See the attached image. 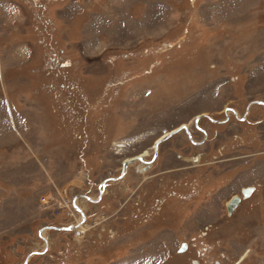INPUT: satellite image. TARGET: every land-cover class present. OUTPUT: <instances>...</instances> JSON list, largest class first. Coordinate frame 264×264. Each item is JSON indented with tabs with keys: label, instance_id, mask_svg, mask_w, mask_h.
Returning a JSON list of instances; mask_svg holds the SVG:
<instances>
[{
	"label": "rangeland",
	"instance_id": "374dc122",
	"mask_svg": "<svg viewBox=\"0 0 264 264\" xmlns=\"http://www.w3.org/2000/svg\"><path fill=\"white\" fill-rule=\"evenodd\" d=\"M0 264H264V0H0Z\"/></svg>",
	"mask_w": 264,
	"mask_h": 264
},
{
	"label": "water",
	"instance_id": "95a60500",
	"mask_svg": "<svg viewBox=\"0 0 264 264\" xmlns=\"http://www.w3.org/2000/svg\"><path fill=\"white\" fill-rule=\"evenodd\" d=\"M182 127H177L171 131H169L166 135L162 136L161 139L158 140V142L155 143V145L157 146L158 143H160L165 137H167L168 135H172L173 133H176L177 131H179ZM124 165H126V162H124ZM253 190V187H244L242 188L241 192L243 194L244 197H247L251 191ZM240 201V198L238 195H233L226 203H225V207H226V211L228 214L232 213V211L234 210V208L238 205Z\"/></svg>",
	"mask_w": 264,
	"mask_h": 264
},
{
	"label": "flooded vegetation",
	"instance_id": "af4514ba",
	"mask_svg": "<svg viewBox=\"0 0 264 264\" xmlns=\"http://www.w3.org/2000/svg\"><path fill=\"white\" fill-rule=\"evenodd\" d=\"M182 126L186 127V125H181L180 127H182ZM199 129H200V127H199ZM181 130H182V128H181ZM181 130H179V131H177V132H180ZM168 132H169V131H168ZM204 133H205V131H204ZM165 135H166V134H165ZM163 136H164V135H163ZM159 139H161V138L158 137V138L153 142V146H152V147H153L155 150H157V147H158V145H159V143H158V145L156 146L155 143L158 142ZM147 154H148L147 151H144V153H141L140 155H137L136 158H137L138 160H139V158H140V159H142V161H147V160H143V159H148V158H144V155L146 156ZM124 161L126 162V164H129L130 159H125ZM123 164H124V163H123ZM124 166H125V165H124ZM140 166L142 167L143 165H142V164H139V167H140ZM123 170H124V169H123ZM254 189H255V188H253V191H254ZM241 190H242V189H241ZM253 191H252V192H253ZM252 192H251L247 197H249V196L252 194ZM238 196L240 197V201H239V203H241V200H242V199H245L244 196H243V194H242V192H241V194L238 195ZM239 203H238V205H239ZM238 205H237L236 207H238ZM234 209H235V208H234ZM232 212H233V211H232ZM82 217H83V216H82Z\"/></svg>",
	"mask_w": 264,
	"mask_h": 264
},
{
	"label": "built area",
	"instance_id": "2783aa9c",
	"mask_svg": "<svg viewBox=\"0 0 264 264\" xmlns=\"http://www.w3.org/2000/svg\"><path fill=\"white\" fill-rule=\"evenodd\" d=\"M79 217H80V216H79ZM80 219H81V218H80ZM72 227H73V225H69V226H68V229H70V228H72Z\"/></svg>",
	"mask_w": 264,
	"mask_h": 264
},
{
	"label": "bare ground",
	"instance_id": "6f19581e",
	"mask_svg": "<svg viewBox=\"0 0 264 264\" xmlns=\"http://www.w3.org/2000/svg\"><path fill=\"white\" fill-rule=\"evenodd\" d=\"M145 156V155H144ZM231 198V197H230ZM240 198V197H239ZM74 227V226H73ZM78 227H79V224H78Z\"/></svg>",
	"mask_w": 264,
	"mask_h": 264
}]
</instances>
